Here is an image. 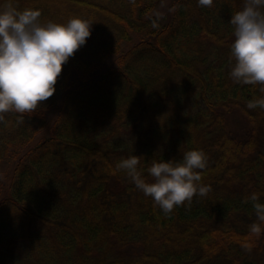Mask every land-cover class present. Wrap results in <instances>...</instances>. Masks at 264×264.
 <instances>
[{
	"label": "trees",
	"instance_id": "1",
	"mask_svg": "<svg viewBox=\"0 0 264 264\" xmlns=\"http://www.w3.org/2000/svg\"><path fill=\"white\" fill-rule=\"evenodd\" d=\"M162 1L13 0L41 23L93 25L53 96L0 121V165L15 163L0 183V264H264L247 199L264 202V107H249L264 91L229 76L243 0H175L166 19ZM193 149L208 191L169 214L116 169L140 156L151 181L154 160Z\"/></svg>",
	"mask_w": 264,
	"mask_h": 264
},
{
	"label": "clouds",
	"instance_id": "2",
	"mask_svg": "<svg viewBox=\"0 0 264 264\" xmlns=\"http://www.w3.org/2000/svg\"><path fill=\"white\" fill-rule=\"evenodd\" d=\"M213 3L198 0L200 6L211 7ZM40 16V10H20L13 0L0 4V121L10 111L32 115L52 97L63 66L91 36L93 24L89 20L76 16L67 23H41ZM229 23L234 28L230 78L239 84H259L264 91V0H243V7ZM257 104L264 107V101L249 103V107ZM139 164L140 156L131 155L120 160L116 169L124 171L165 214L208 191L202 184V170L207 167L202 150H189L180 161L154 160L147 168L151 181ZM247 199L257 217L250 231L260 235L264 231V202L255 192Z\"/></svg>",
	"mask_w": 264,
	"mask_h": 264
},
{
	"label": "rangeland",
	"instance_id": "3",
	"mask_svg": "<svg viewBox=\"0 0 264 264\" xmlns=\"http://www.w3.org/2000/svg\"><path fill=\"white\" fill-rule=\"evenodd\" d=\"M175 0H163L160 5L158 6L156 12V15L159 18L166 19V17H169L172 14V5ZM50 128L52 127V124L56 120L57 113H51L50 116ZM238 123V121H237ZM48 134H43L38 138V141L45 138ZM37 141V142H38ZM15 163L12 162H3L0 165V183L1 186L4 185L6 188L9 187L12 183V175L14 171Z\"/></svg>",
	"mask_w": 264,
	"mask_h": 264
}]
</instances>
